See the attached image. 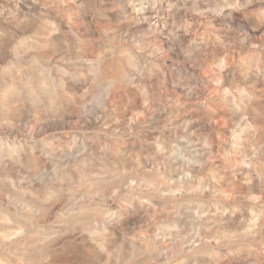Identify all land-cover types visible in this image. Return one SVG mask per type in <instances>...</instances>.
Listing matches in <instances>:
<instances>
[{"label": "rangeland", "instance_id": "374dc122", "mask_svg": "<svg viewBox=\"0 0 264 264\" xmlns=\"http://www.w3.org/2000/svg\"><path fill=\"white\" fill-rule=\"evenodd\" d=\"M0 221V264H264V0H0Z\"/></svg>", "mask_w": 264, "mask_h": 264}, {"label": "bare ground", "instance_id": "6f19581e", "mask_svg": "<svg viewBox=\"0 0 264 264\" xmlns=\"http://www.w3.org/2000/svg\"><path fill=\"white\" fill-rule=\"evenodd\" d=\"M25 44V43H24ZM42 173V172H41ZM51 196V195H50ZM143 199V198H142ZM206 214V213H205ZM11 215V214H10ZM241 217V216H240ZM114 219V218H113ZM115 221V220H114ZM1 222V221H0ZM103 234V233H102ZM102 234H101V236H102ZM3 236V235H2ZM103 246V245H102ZM6 250V249H5ZM210 257V256H209Z\"/></svg>", "mask_w": 264, "mask_h": 264}]
</instances>
